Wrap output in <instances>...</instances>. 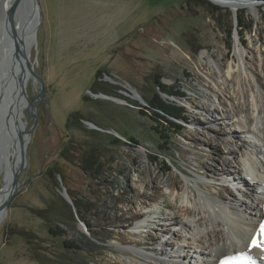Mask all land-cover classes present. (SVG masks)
Instances as JSON below:
<instances>
[{
    "label": "rangeland",
    "instance_id": "rangeland-1",
    "mask_svg": "<svg viewBox=\"0 0 264 264\" xmlns=\"http://www.w3.org/2000/svg\"><path fill=\"white\" fill-rule=\"evenodd\" d=\"M40 4L42 18L30 61L44 90L39 79L30 78L26 91L31 100L38 97L37 124L25 139L27 162L18 191L0 218V264H183L177 253L186 264H200L199 252L206 249L184 225L188 216L179 210L187 204L184 192L192 200L190 219L198 221L193 204L206 192L199 183L216 199L237 197L254 205L260 195L248 189L247 180L264 190L257 178L247 176L246 159L250 154L264 164L263 155L256 154L247 133L237 130L238 137H233L236 126L228 119L241 116L245 108L253 112V91L264 107V4H255L256 13L239 8L236 16L230 8L208 0H40ZM2 11L0 4V20ZM238 40L243 61L234 49ZM6 48L0 38V68ZM98 70L104 71L102 80L120 87L117 96H94L91 88ZM155 78L185 94L182 100L171 97L185 108L182 117L174 119L181 134L162 142L152 129L156 123L139 114L136 105H147L142 94L153 96ZM87 96L109 102L97 108ZM27 108L23 111L31 125L35 116ZM74 111L102 119L138 141L109 129L125 143L113 168L104 174L110 183L85 179L62 158L70 135H80L66 127ZM224 123L229 125L227 131L221 128ZM256 134L255 139L263 137L258 130ZM219 135L222 139H215ZM227 139H234V145ZM225 160L242 171L246 184L227 172ZM56 165L65 167L72 184L93 197L88 223L48 222L37 215L50 202L61 207L63 189L54 185L50 174ZM4 181L0 176V188ZM176 218L178 223H172ZM56 224L64 232L56 230ZM200 225L204 228L203 222ZM257 236L264 241V235ZM64 240L72 243L70 248ZM144 241L148 244H139Z\"/></svg>",
    "mask_w": 264,
    "mask_h": 264
},
{
    "label": "bare ground",
    "instance_id": "bare-ground-1",
    "mask_svg": "<svg viewBox=\"0 0 264 264\" xmlns=\"http://www.w3.org/2000/svg\"><path fill=\"white\" fill-rule=\"evenodd\" d=\"M13 2L14 0H0L4 15V18L0 20V38H2L3 44H7V48L2 50L3 63L0 68V134L1 132H5V136L3 138L0 137V176H3L5 180L2 188H0V207L5 203L9 195L14 172L22 163L20 132L26 130V127L29 125L23 111L28 106V101L20 90L22 83H24L25 89L27 88V83L31 76L25 70V64H22L15 58L14 44L7 19L8 10ZM220 4L236 11L239 8L247 7L251 12L256 13L258 9V5L244 1L237 3L223 1ZM30 6L31 0H22L15 13V23L18 27L19 38L21 41H25V51L29 59L32 55V46L36 44L35 37L28 36L29 31L35 26V19L28 18ZM24 11H28L27 18L26 20H21L20 16ZM234 49L240 60L243 61L244 56L243 49L240 46V40L235 43ZM252 95L254 99L253 112L245 108L241 116L235 115L228 119L232 120V124L236 126L233 137H238L239 133H237V130L240 133H247L250 138V143L256 147L254 148L256 149V154H261L264 157V107L262 108L260 105L258 92L253 91ZM224 114L229 115L227 111H224ZM228 127L229 125L226 123L221 125L224 131H227ZM257 130L262 133V138L258 137L255 139L254 136L257 135ZM218 131L220 134L223 133L222 130ZM209 139L213 140L212 138ZM215 139L221 140L222 138L219 135ZM210 140L208 141L210 142ZM226 142L233 146L235 140L227 139ZM214 147L215 151L219 153V146L215 145ZM234 151V148H229L230 154L234 153ZM13 154H16L15 163L12 162ZM246 159L250 165L247 169L249 173L247 176L251 180H256L257 178L258 184H264V164L262 162L258 163L250 154L246 155ZM224 164L228 166L227 172L229 174H237L239 176V182H245L246 184V178L242 171L240 172V170L231 167V163L228 160H225ZM160 177V174L156 175L157 180ZM247 185L249 190L255 192L256 195H260L256 205L245 199H236L237 197H235L234 201L224 199L225 196L216 199L208 191L209 189L206 186L199 183V187L206 192L203 195L205 201H203L204 199L201 196L203 200L195 199L193 204L197 215H199L198 221L196 219H190L193 213V209L190 207L192 200L187 190L184 192L182 198L187 204L179 209L188 216L184 225L188 226L190 230H193L194 240L199 241V243L201 242L206 249L205 251L199 252L202 256L200 264H223L225 260L229 259L230 261L231 259H235L236 261L248 260L252 264H264V245L261 247H251L253 238L256 236L257 238L255 239L258 240L257 233L262 234V229H264V190H260L257 185L251 184V181L248 182V180ZM3 214L0 213V218ZM175 222L178 223L177 218L172 221V223ZM200 222L204 224V228L202 229L198 228ZM139 244L148 243L144 241ZM137 253L144 255L140 252ZM175 257L178 260H182L180 261L181 263H187V260H183L184 257H182L181 253L175 254Z\"/></svg>",
    "mask_w": 264,
    "mask_h": 264
},
{
    "label": "trees",
    "instance_id": "trees-1",
    "mask_svg": "<svg viewBox=\"0 0 264 264\" xmlns=\"http://www.w3.org/2000/svg\"><path fill=\"white\" fill-rule=\"evenodd\" d=\"M240 25L241 19L239 18ZM232 32L233 27L230 29V34ZM199 49H197V52ZM103 74V70H98L97 78L92 85L91 91L94 94L103 93L109 96H117L116 89H120V87L114 88L111 83L102 80ZM155 82L157 85L151 98L142 94L147 105L142 106L138 102L136 105L139 106V114L143 116L149 115L156 123L152 126V129L158 135L159 142H162L163 139L169 140L181 134L182 127L174 119L182 117L185 113V108L171 97L182 100L185 94L184 92L173 90L157 79ZM85 99H90L93 103L98 104L97 108H103V104L109 102L89 96L85 97ZM85 121L93 122L101 129L90 128ZM66 127L69 130H77L80 135H70L67 144L61 150V156L66 162L73 165V170L76 174L85 177L87 180L89 179V181L102 179L104 183H110L104 174L107 173V170L113 168L116 162V154L125 143L121 137L109 132V129L117 130L121 135L138 144V141L130 136L129 133L117 129L112 124H104L102 119L100 121L86 117L81 111H74L69 114ZM159 146L163 147L161 143H159ZM50 170L54 185L60 188L66 187L72 204L60 195L61 207L54 202H50L46 207L38 209L37 215L48 222L59 221L62 224H74L81 220L88 223L87 215L94 209L93 197H88L77 185L72 184L69 171L65 167L56 165ZM55 229L64 232L58 224L55 225ZM63 244L65 247L70 248L72 243L64 240Z\"/></svg>",
    "mask_w": 264,
    "mask_h": 264
},
{
    "label": "water",
    "instance_id": "water-1",
    "mask_svg": "<svg viewBox=\"0 0 264 264\" xmlns=\"http://www.w3.org/2000/svg\"><path fill=\"white\" fill-rule=\"evenodd\" d=\"M22 0H14L13 4L10 6L8 13H7V19H8V26L10 30V34L12 36L13 44H14V53H15V58L18 59L22 64L24 63L25 65V70H27L28 74L33 77L34 79H39L41 81V86H42V91L44 90V83L42 81V78L40 75H38L35 71L34 66L32 65L26 51H25V41L20 40L19 38V32H18V27L15 23V13L18 5L20 4ZM212 2L213 4L216 5H221L220 3L224 2H247V3H253V4H264V0H208ZM222 6V5H221ZM232 10V9H231ZM29 11H24V13L21 14V20H26L27 18V12L29 13L28 18L30 19H35V26L29 31L28 36L29 37H35L36 31H37V26L38 23L40 22L42 18V8L40 4V0H31V6L29 8ZM234 16H236V10H232ZM237 19V18H236ZM23 58V59H22ZM21 93L24 95L26 100L28 101V108L27 111H29L32 115L35 116L34 122L28 126V129L20 132V137H21V148H22V163L19 165V167L15 170L14 175H13V183L10 188V192L8 197L5 200V203L2 204L0 207V213H4L5 215L8 205L10 201L12 200L13 196L15 193L18 191L19 187V177L22 172V170L25 168L26 162H27V142L25 141L26 138H28L29 133L32 131V129L36 126L37 124V112H36V107H35V98L31 100L28 96V93L25 89L24 83L21 84ZM131 92L135 93L136 96L138 97V100L143 102V97L142 95L135 89H132ZM96 97H101L105 99H110L111 97L109 95L103 94V93H98L94 94ZM85 123L90 127V128H95V129H100L96 124L90 121H85ZM111 133V130H108ZM115 135L118 136L117 133H114ZM121 137V136H118ZM62 196L66 199L67 202L72 204V200L70 199L68 192L66 190V187H62Z\"/></svg>",
    "mask_w": 264,
    "mask_h": 264
},
{
    "label": "snow or ice",
    "instance_id": "snow-or-ice-1",
    "mask_svg": "<svg viewBox=\"0 0 264 264\" xmlns=\"http://www.w3.org/2000/svg\"><path fill=\"white\" fill-rule=\"evenodd\" d=\"M262 234H264V229H262ZM262 245H264V241H259L257 239H253L252 240V246L253 247H261ZM223 264H229V261L228 260H225L223 262Z\"/></svg>",
    "mask_w": 264,
    "mask_h": 264
}]
</instances>
